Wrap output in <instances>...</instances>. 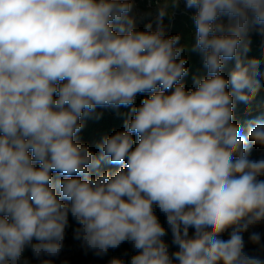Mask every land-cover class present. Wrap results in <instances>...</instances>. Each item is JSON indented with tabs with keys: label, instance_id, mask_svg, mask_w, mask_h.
Segmentation results:
<instances>
[{
	"label": "clouds",
	"instance_id": "1",
	"mask_svg": "<svg viewBox=\"0 0 264 264\" xmlns=\"http://www.w3.org/2000/svg\"><path fill=\"white\" fill-rule=\"evenodd\" d=\"M184 2L205 70L191 89L186 45L165 35L167 2L155 30H138L131 0H0V264H31L26 250L55 264L69 215L85 254L127 242V264H264L250 231L264 224V155L249 144L264 147V118L246 122L247 136L233 119L262 87L247 53L249 32L264 36V0ZM122 106L123 130L98 155L77 139L83 117Z\"/></svg>",
	"mask_w": 264,
	"mask_h": 264
},
{
	"label": "trees",
	"instance_id": "2",
	"mask_svg": "<svg viewBox=\"0 0 264 264\" xmlns=\"http://www.w3.org/2000/svg\"><path fill=\"white\" fill-rule=\"evenodd\" d=\"M166 2L169 7V15L163 20L165 35L173 36L179 34L181 37L180 44L186 45V51L182 55L187 58L186 67L188 68V74L184 77L183 83L186 89H191L194 87L193 77L205 74L200 54L191 50L192 45L195 44V25L191 19L195 13V9H186L184 0H179V4L176 7L172 6L171 0H131L133 7L130 15L134 17L135 26L138 30H144L149 22L152 23L153 30H155L158 9ZM222 19L224 22H227L226 17ZM248 39L250 40V50L247 53V59L255 58L259 60V70L261 73H264V36L259 35L255 29H252L249 32ZM233 68L234 61L228 62L224 70V75L228 76ZM261 85L260 91L250 104L246 105L237 101L234 108V122L240 125L242 134L245 136H247V121L257 117L264 118V78L261 79ZM146 95L149 94L137 95L135 106H139ZM129 112L130 107L123 106L119 109L97 108L93 113L82 118L84 126L78 133L77 139L81 143L88 145L90 150L98 155L97 143L102 141L105 136L123 130L124 120L128 117ZM134 139L138 142V138L134 137ZM249 144L251 145V158H259L264 155V147L252 144L251 141H249ZM119 167L120 165L102 164L101 171L109 170L115 172ZM53 176L55 177L56 174L53 173ZM156 215L161 225L167 228L164 215L158 210L156 211ZM69 225L66 229L64 241V249L68 254L57 264H61L62 261H67V264H108L112 258L122 259L127 264L131 256L137 254L132 249L131 244L127 242L121 244L119 248L109 249L108 254L103 257L95 256L92 251H88L85 254L84 249L80 247V242L73 238L74 228L77 225L71 218V215H69ZM193 231L194 229H190V234ZM164 240L169 244L170 253L178 250L176 246L171 244L172 237L170 231L164 237ZM25 256L29 260L33 258L30 250H26ZM31 264L37 263L31 261Z\"/></svg>",
	"mask_w": 264,
	"mask_h": 264
},
{
	"label": "rangeland",
	"instance_id": "3",
	"mask_svg": "<svg viewBox=\"0 0 264 264\" xmlns=\"http://www.w3.org/2000/svg\"><path fill=\"white\" fill-rule=\"evenodd\" d=\"M250 231H258L260 233H262V243H264V224H260L257 225L256 227L250 229ZM224 239H227V235L225 234ZM244 239L246 241V250L247 251H254L255 250V246L252 245L251 243H248V233L244 234ZM68 252L63 249L60 256L58 258H54L55 259V264H57L59 261H61L65 256H67ZM30 261L35 262L38 264V261H36L34 258H32Z\"/></svg>",
	"mask_w": 264,
	"mask_h": 264
}]
</instances>
